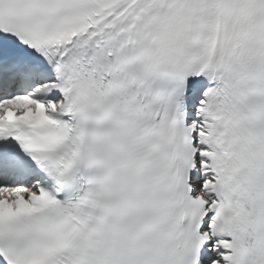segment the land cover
<instances>
[{
    "label": "snow or ice",
    "instance_id": "obj_1",
    "mask_svg": "<svg viewBox=\"0 0 264 264\" xmlns=\"http://www.w3.org/2000/svg\"><path fill=\"white\" fill-rule=\"evenodd\" d=\"M0 264H264V0H0Z\"/></svg>",
    "mask_w": 264,
    "mask_h": 264
}]
</instances>
